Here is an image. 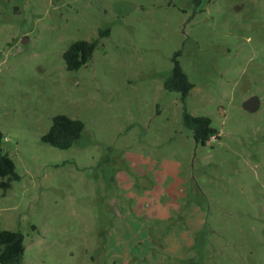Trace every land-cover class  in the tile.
<instances>
[{"label":"rangeland","instance_id":"obj_1","mask_svg":"<svg viewBox=\"0 0 264 264\" xmlns=\"http://www.w3.org/2000/svg\"><path fill=\"white\" fill-rule=\"evenodd\" d=\"M184 111L218 136L196 145ZM58 115L84 124L67 150L41 141ZM0 133L20 264H264V0H0Z\"/></svg>","mask_w":264,"mask_h":264},{"label":"trees","instance_id":"obj_2","mask_svg":"<svg viewBox=\"0 0 264 264\" xmlns=\"http://www.w3.org/2000/svg\"><path fill=\"white\" fill-rule=\"evenodd\" d=\"M109 29L100 30L98 38L89 41L79 40L72 43L63 53L65 68L68 71H77L92 57L100 41L107 38ZM178 52L173 58V67L163 81V88L169 92L179 93L181 101H185L193 85L183 72L178 60ZM184 126L192 133L196 145L205 146L211 137H217L218 131L212 127L207 117H193L184 111ZM84 124L77 119L65 115L53 117L48 132L42 136V143L59 150H67L80 139ZM3 134L0 133V189L6 192L13 180L19 179L15 173V166L10 157L2 149ZM23 236L19 232L8 230L0 231V264H20L25 252Z\"/></svg>","mask_w":264,"mask_h":264},{"label":"water","instance_id":"obj_3","mask_svg":"<svg viewBox=\"0 0 264 264\" xmlns=\"http://www.w3.org/2000/svg\"><path fill=\"white\" fill-rule=\"evenodd\" d=\"M27 40H24L23 42H26ZM260 107V101L257 97L253 96L248 98L242 103V108L245 111H248L250 113L256 112Z\"/></svg>","mask_w":264,"mask_h":264}]
</instances>
